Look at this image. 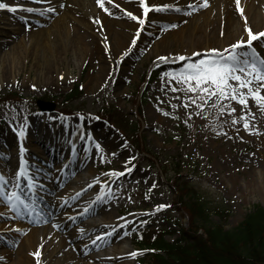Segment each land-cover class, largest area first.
Masks as SVG:
<instances>
[{"label": "rangeland", "instance_id": "1", "mask_svg": "<svg viewBox=\"0 0 264 264\" xmlns=\"http://www.w3.org/2000/svg\"><path fill=\"white\" fill-rule=\"evenodd\" d=\"M191 1L149 0L155 6L164 3L170 8L148 16L145 39L132 45L135 47L118 63L103 51L100 55L105 57L80 58L68 41L64 53L57 48L58 54H62L57 62L59 83H55L51 65H44L40 70L37 55L22 46L30 26L41 31L58 24L56 13L30 19L32 14L39 12L0 10V169L6 177H14L22 146L25 149L23 158L31 173L44 185L37 192L24 189L25 199L33 198L39 215L29 216L22 208L12 212L7 205L0 204V257H3L0 264L12 261L7 254H15L29 231L46 227L53 230V243L58 246L52 264H103L95 261L92 255L111 254L110 247L102 248L110 242L102 247L95 246L92 241L102 229L91 228L103 223L105 215L99 209L83 214L84 208L96 201L97 195L103 196L99 201L103 207L114 203L112 214L118 215L115 207L120 208L119 217L128 221L127 234L132 239L138 231L164 230L167 231L164 238L172 240L178 229L188 228V216L180 203L185 184L204 197L209 211L219 207L230 212L223 225L226 230L235 228L254 205L264 208V131L258 133L251 127L247 132L230 133L228 127L225 131L219 130L229 110L234 108L236 112L242 106L235 101H225L229 108L223 114L210 104L198 109L190 104L184 92L172 91L173 87L181 85L164 75L182 67L183 62L170 55L181 51L192 40L191 31L184 29L180 36L169 39L166 54H162L157 42L169 32L177 33L206 8L199 7L204 0L196 8H190ZM0 3L40 9L56 6L58 1L0 0ZM113 3L110 12L122 17L130 12L133 0ZM176 7L180 11L173 10ZM69 23L70 28L78 27L74 22ZM17 27L27 29L21 32ZM236 27L240 28L237 21L232 31L239 30ZM252 32L264 30L258 26L252 28ZM207 46L213 45L192 40L190 50L203 53ZM12 47L14 55L10 58L6 52ZM253 47L258 56L264 58V37L254 41ZM158 57L167 59L159 60ZM104 61L110 65L106 79L102 83L89 82L101 72ZM63 73L67 75L65 80ZM76 85L81 86L79 96L65 100V95ZM37 100L52 102L54 107L41 111ZM186 103L189 104L187 108L184 107ZM252 103L255 101L249 99L248 108ZM21 126L25 132L23 138L17 135ZM131 126L134 132L129 131ZM131 143L143 150L139 156ZM96 144L100 145L99 150ZM207 144H213L211 151L205 149ZM68 164L72 167L68 168ZM79 168L83 182L88 183L89 178L93 185L83 192L81 190L89 184L78 190L81 182L76 171ZM126 168H131V172ZM111 171L125 174L109 177L107 174ZM74 178L77 181L73 182ZM78 192L81 193L79 198L69 200ZM160 205L167 207L158 210ZM12 213L27 219V228L15 230L10 224ZM142 219L148 220V225L141 226ZM211 219L220 221L213 212ZM85 229L88 232L81 235ZM76 232L78 234L73 236ZM150 239L145 241L158 243L157 238ZM127 240L122 245H126ZM129 248L140 258L139 264L147 263L152 251L138 246ZM129 260L136 264L132 258Z\"/></svg>", "mask_w": 264, "mask_h": 264}, {"label": "bare ground", "instance_id": "2", "mask_svg": "<svg viewBox=\"0 0 264 264\" xmlns=\"http://www.w3.org/2000/svg\"><path fill=\"white\" fill-rule=\"evenodd\" d=\"M58 4L56 6H48L55 9L57 19L59 23L49 29L33 30L31 26L29 27L27 39L22 46L26 49L28 47L29 52L35 53L38 57L37 66L41 70L44 69V65H51V71L55 74V83H59L61 78L58 72L57 62H59V57L62 54H58L57 48H60L64 53L66 50V43L69 41L73 50L77 56L82 57L83 59L87 56L100 55L103 52L111 54L114 60L118 61L124 59L127 55L137 45L138 42H141L145 39L144 30L147 27V18L149 15L155 13L156 11L150 10L147 14V17L144 15L143 8L139 5L138 0H133L130 12L137 17L144 19L145 23L143 25L139 24L137 21L132 20L126 14L122 17L115 16L110 12L109 8L111 5L105 3V7L108 8V12H105L101 7L98 6L95 0H75L74 2L68 0H57ZM116 1V0H113ZM201 0L191 1V5L196 8L200 4ZM239 0V8L243 10V15L237 10L236 0H208V6L198 14L197 17H192V19L183 26L177 33L169 32L165 37H163L160 42H157V47L161 48L162 54H166L169 39H175L181 35L184 29H189L190 36L192 40L196 42H205L212 44L213 46H207L204 49H225L230 45L240 41L241 39H247V32L245 31L246 26L252 30L254 27H261L264 30V0H244L243 3ZM146 3L150 6H155L149 0H146ZM89 5V8L87 6ZM114 4L113 2L111 3ZM63 5V6H61ZM161 5H165L162 3ZM168 5V4H166ZM48 7H42L38 9L35 6L32 8L38 9L37 14H32L31 18L40 19L46 16L49 12L44 11ZM88 9V10H87ZM42 13V14H41ZM166 18L170 20H175V17L171 15H165ZM246 18V20H245ZM99 21V22H96ZM238 22L240 28H235L239 30L232 31V26L235 22ZM74 22L78 27H69L70 23ZM80 26V27H79ZM31 28V29H30ZM27 29V28H25ZM24 28L20 30L17 27V31L24 32ZM139 33V35H138ZM237 35H236V34ZM214 35L213 38L210 36ZM215 34L219 35L215 37ZM136 38L135 46H132L133 39ZM192 40L188 44L184 45L181 51H175L171 53V57H179L180 55H191L195 50H190V45H192ZM42 48V49H41ZM47 48V52H44V49ZM186 48V50H185ZM13 47L6 52L7 57L12 58L14 55ZM17 49V47H16ZM40 49V50H39ZM27 50V51H28ZM182 50L184 52H182ZM160 54V53H159ZM105 57V56H104ZM174 60V59H172ZM110 69V65L104 61L101 64V72L97 74V77L89 80L96 81L97 83H102L106 79V73ZM106 71V72H105ZM51 72V73H52ZM41 72L39 71V74ZM64 74V80L67 79V75ZM38 81V79H36ZM54 82V80H53ZM242 107L231 115H227L223 118L224 124L219 125V130L225 131L228 127L230 133H236L238 131L247 132L243 127L244 121L240 120V117L245 114L246 110L242 112ZM250 109L253 115L246 116V120L249 123V127L253 128L254 131L260 133L264 131V109H261L252 103ZM233 119L238 120L239 122L233 124ZM216 126L213 124L212 128ZM213 144L205 145L207 151H211ZM85 158L82 159L84 163ZM1 166V165H0ZM72 165L68 164V168H71ZM80 168L76 171L79 179V189H82L86 184H92L83 182ZM0 172L2 170L0 169ZM77 181L75 178L72 180ZM71 181V182H72ZM70 182V185H71ZM91 182V181H90ZM69 185V184H68ZM70 187V186H69ZM92 188V187H91ZM85 189H88L86 186ZM75 199L76 196L70 197L69 200ZM111 206L103 207L100 202L92 208V211L99 209L105 215L104 221L101 224L93 226L91 229H102V233H112L111 236H105L102 240H97L95 246L102 248L110 247L111 254L108 253H94L92 255L95 261H98L103 264H133L129 259L132 258L135 260L136 264L140 263V258L136 256H130L129 253H133L129 248L133 246V239L128 236V221L122 219L119 207H115L116 213L118 215L112 214L110 211ZM1 209V207H0ZM91 211V212H92ZM15 213H12L13 221L10 223L15 227V230L22 231L27 228V219L23 216H15ZM9 217V216H7ZM88 232V229H85L81 235ZM51 234V235H50ZM76 232L73 236L77 235ZM53 236H55L53 230L49 227L42 229H32L28 234L24 236L21 244L16 249L15 254H7L13 259L10 263L7 264H37V258L31 255V253L36 252L38 249L41 253L39 257V264H52V259L56 253L57 245L53 243ZM127 240L126 245L122 243ZM97 247V248H99Z\"/></svg>", "mask_w": 264, "mask_h": 264}, {"label": "snow or ice", "instance_id": "3", "mask_svg": "<svg viewBox=\"0 0 264 264\" xmlns=\"http://www.w3.org/2000/svg\"><path fill=\"white\" fill-rule=\"evenodd\" d=\"M34 2L42 3L50 2V0H34ZM112 2L113 0H97L98 6L105 12L109 11L108 8L105 7V3L111 4ZM138 2L144 10L145 17H147L150 10L164 11L170 8V6L166 4L150 6L146 3V0H138ZM236 3L237 10L243 15V10L239 8V0H236ZM207 6L208 0H204L203 4L199 5V7ZM188 7L191 8L193 6L190 4ZM5 9L9 12L26 11L28 13H33L38 11L36 8H17L9 6L6 3H0V10ZM173 10L180 11V8L176 7ZM44 11L54 12L55 9L48 7L44 9ZM126 15L141 25L145 23L144 19L133 15L131 12H127ZM171 27H175V25H172ZM245 31L247 32V39H241L230 45L228 48L222 50L209 49L203 53L193 52L191 56L180 55L178 61L183 63L179 71L174 73H164L165 76L174 79L177 84L181 85V87H173L171 90L175 92H184L185 97L190 104L195 105L198 109H203L205 105L210 104L213 108L218 107L221 114L229 108V104L224 103L225 101L237 102L242 106V112L245 109H248L249 99L255 101L258 107L264 109V94H262V92H264V58H260L253 47L254 41H257L260 37H264V32L254 34L247 26ZM135 43L136 38L133 39L132 45H135ZM191 57H196L197 59L193 60ZM158 59L166 60L167 58L158 57ZM173 62H176V60ZM35 87L36 86L33 85L34 89ZM245 89L246 91H244ZM189 93L192 95H188ZM197 101H200V103H197ZM173 107L176 106L173 105ZM184 107H189V104H184ZM234 112L235 109L232 108L229 110L228 114L231 115ZM197 115H199V113H197ZM248 115H253L250 110L240 117V120L244 121L243 127L245 130L249 129V123L246 120V116ZM238 122L239 121L236 119H233L232 121L233 124ZM17 135L21 138L24 137L25 132L23 126H21V130L17 132ZM96 149H100L99 144H96ZM24 151L25 149L21 146L20 164L14 177H6L3 172H0V204L7 205L8 210L12 212H18L20 208H22L29 216H32L34 213L39 215L33 198L28 197L27 200L25 199L27 193L24 189L26 188L29 192H37L42 189L44 185L40 183L38 176L31 173L27 162L23 158ZM126 171L131 172V168H126ZM124 174V172L117 173L116 171H111L107 175H109V177H114L123 176ZM22 183L24 187H21ZM103 183L106 184L107 181H104ZM10 184L11 188H9ZM87 187L91 188L93 185L89 184ZM85 190L86 189H82L81 192ZM101 191H103L102 188ZM80 195L81 193L78 192L76 197L79 198ZM102 199V195H97L96 201H93L85 207L83 214H89L95 206V203ZM29 200L32 202L30 203ZM164 207L167 206L160 205L158 206V210ZM54 227L59 226L54 225ZM111 235L112 233H101L96 237V240L92 241V243L95 245L97 240H102L105 236ZM31 255L37 258V264H39V257L41 255L39 249L36 252L31 253ZM129 255L135 257L136 253H129ZM0 259H3V257H0Z\"/></svg>", "mask_w": 264, "mask_h": 264}, {"label": "trees", "instance_id": "4", "mask_svg": "<svg viewBox=\"0 0 264 264\" xmlns=\"http://www.w3.org/2000/svg\"><path fill=\"white\" fill-rule=\"evenodd\" d=\"M80 92L81 86L76 85L65 95V100L78 97ZM129 131H135L133 126ZM130 145L134 146L137 156L143 152L137 145ZM180 198L188 216V228L178 229L172 240L164 238L167 234L164 230L136 233L135 244L152 251L146 264H264V208L254 205L235 228L226 230L223 225L230 213L228 210L217 207L209 211L204 197L198 196L187 184ZM211 212L221 222L213 221ZM156 238L157 244L145 241Z\"/></svg>", "mask_w": 264, "mask_h": 264}, {"label": "water", "instance_id": "5", "mask_svg": "<svg viewBox=\"0 0 264 264\" xmlns=\"http://www.w3.org/2000/svg\"><path fill=\"white\" fill-rule=\"evenodd\" d=\"M37 104L39 106V109L42 111L52 110L54 107L52 102H46V101H42V100H38Z\"/></svg>", "mask_w": 264, "mask_h": 264}]
</instances>
